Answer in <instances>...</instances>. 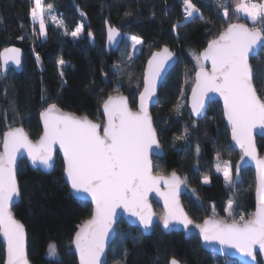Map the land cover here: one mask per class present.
I'll return each mask as SVG.
<instances>
[{
	"label": "trees",
	"instance_id": "16d2710c",
	"mask_svg": "<svg viewBox=\"0 0 264 264\" xmlns=\"http://www.w3.org/2000/svg\"><path fill=\"white\" fill-rule=\"evenodd\" d=\"M237 2L227 0L221 5L218 0H191L200 11L186 18L184 0H42L44 7L52 5L63 26L45 18V35L41 36L39 24L30 16L33 0H0V50L14 45L24 52L20 73L11 70L6 77L0 74V149L2 135L10 126L23 125L29 138L36 140L41 134L39 112L51 103L97 121L102 120L103 101L115 93L127 95L131 107H135L146 59L166 45L178 60L151 109L164 149L161 158H153L154 172H176L180 176L188 190L182 203L194 221L214 214L226 219L229 202L233 204L231 219L248 218L254 211L253 171L241 165L238 179L230 186L217 170L218 162L227 160L234 167L242 158L231 147L220 104L210 103L202 120L193 119L187 108L196 57L207 42L231 23L259 28L234 13ZM225 7L227 18L222 14ZM106 22L141 40L140 53L131 62L119 60L124 41L116 52L105 51ZM78 25H82V34L73 38L71 32ZM250 65L254 87L263 97L264 47L251 58ZM257 147L264 155L263 138H257ZM17 179L20 201L13 212L25 226L30 263L77 264L72 238L91 216L92 208L71 195L60 157L57 155L49 174L20 161ZM153 206L160 215V208ZM50 244L56 246L55 256L48 255ZM172 257L182 264H240L204 251L194 235L185 238L182 233L164 234L155 225L151 235L143 236L123 220L117 225L106 264H168ZM3 263L4 245L0 240Z\"/></svg>",
	"mask_w": 264,
	"mask_h": 264
},
{
	"label": "snow or ice",
	"instance_id": "6c2138e0",
	"mask_svg": "<svg viewBox=\"0 0 264 264\" xmlns=\"http://www.w3.org/2000/svg\"><path fill=\"white\" fill-rule=\"evenodd\" d=\"M33 2L35 6L30 10V16L33 22H39L41 36L45 35L46 11L58 26H63L62 20L57 21L51 15V4L45 10L42 0ZM184 4L186 18L200 11L191 0H184ZM235 10L244 13L254 25L259 23L260 27L229 24L196 57L198 62L201 58L210 60L212 71L209 73L201 66L196 72V82L192 89L193 112L201 113L204 97L209 92H217L223 98L224 115L232 127V139L246 156L256 160L257 207L248 218L242 216L239 220L231 221L205 219L197 227L205 241L217 240L221 245L237 248L249 257H254V246L258 245L259 250L264 252V159L255 155L252 130L257 126L264 128V98L257 95L253 86L254 73L249 65V54L257 41L264 40V2L248 0L245 3V0H241ZM224 16H228L226 7ZM173 27L175 29L176 26ZM81 31L82 25H78L71 35L77 37ZM116 35L117 30L110 27L109 40L112 41ZM131 39L134 44L141 43L138 37L133 36ZM5 54H11L16 65L21 63L19 49H5ZM172 58L173 54L167 48L162 53H153L144 76L139 111H132L121 95L109 96L103 101V114L107 122L103 126L102 135L98 132L99 124L86 116L76 117L64 113L55 103L49 104L41 112L44 133L36 143L30 141L22 127L10 126L3 133V151H0V235L6 243L4 264H29L25 228L15 219L10 207L20 195L15 167L17 156L22 150L27 152L34 163L39 158L40 164L48 168L53 160V146L58 144L64 155L65 172L72 189L91 197L95 205L92 218L84 222L72 241L80 264H102L105 241L117 208L122 207L132 216L138 217L145 229L149 227L152 213L148 208L147 193L154 189L158 191L157 185L164 178L152 174L149 149L152 145L156 148L160 145L148 113V104L156 93L157 77L165 63ZM59 63L63 64L64 61ZM224 175L231 184L230 171L226 170ZM204 182H208L207 178ZM164 184L171 189L169 193L163 194L168 212V218H164V227H170L171 218L177 219L187 229L192 221L175 200V190L179 185L176 173L173 172L170 179H164ZM225 211L229 216L232 215V202H229ZM56 252V246L50 244L48 255L55 256ZM171 264H177V261L172 260Z\"/></svg>",
	"mask_w": 264,
	"mask_h": 264
},
{
	"label": "water",
	"instance_id": "95a60500",
	"mask_svg": "<svg viewBox=\"0 0 264 264\" xmlns=\"http://www.w3.org/2000/svg\"><path fill=\"white\" fill-rule=\"evenodd\" d=\"M231 24H244V23H231ZM244 25H246L249 28H252V27L248 26L247 24H244ZM110 27L115 28L117 30V33H118V35H116L115 38L112 41L109 40V28ZM227 27H228V25L222 31L226 30ZM220 33L218 34V36L220 35ZM218 36H216L215 38H213L211 40L216 39ZM123 39H124V33L122 32V30H120L116 26H111L108 22L105 23V51L107 53H109L110 51L111 52H116L119 49ZM211 40H209V41H211ZM209 41L205 45L204 49H202L200 51V53H202L208 47ZM263 47H264V40L257 41V43L254 46L252 52L249 54V65H250L251 58L257 56ZM12 48H16V49L20 50L21 63L19 65H16L15 62L12 60L11 54H5V49H12ZM165 48H167L173 54V58L165 63L164 68L161 70V73H160L159 77H157V79H156V93L153 96L152 100L148 104V113H149V115H150V117L152 119V122H153V118H152V114H151V109L154 106H156V104L158 102L159 89H160L164 79L166 78V76L168 75L170 70L176 65L177 60H178V57H177L176 53H174L168 46L162 45L159 49L154 50L149 55V57L146 59L144 67H143V72H142V85H141V88H140V90H139V92H138V94L136 96L135 107H131V105L129 103L128 96L125 95L124 93L118 92V93H115V94L111 95V96H117V95L123 96L125 98V100L127 101V104L129 106V108L132 111H134V112L139 111L140 93L144 89V76H145V74H146V72H147V70L149 68L148 62H149L150 59H152L154 52L155 53H162V50L165 49ZM0 54H3V55H0V74H1L2 77H6L7 73L10 70H12L15 73H20L21 72L22 64H23L24 52H23V50L20 47L14 46V45H10V46L4 47V48H2L0 50ZM200 61L202 63V67L204 68V70L208 71L210 73L212 71L211 61L210 60H204L202 58L200 59ZM250 67H251V65H250ZM200 68L201 67L197 68L195 70V72H194V81H193V84H192V86L190 88V91H189V94H188V97H187V108H188L189 113H190V115H191V117L193 119L202 120L204 118V116L206 115L207 108H208V105L210 103L217 102V103L220 104L221 111H222V116H223V121H224V124H225L228 132H229V141H230L231 147H232V149H234L236 151H239L241 153L242 161H243L244 166L249 167L254 173V180H255L254 211L252 213V214H254L255 211H256V207H257V198H256V160H254L250 156H246L244 154V151L232 139V127H231L227 117L224 115V101H223V98L217 92H209L204 97V107L201 110V113L200 114H196V113L193 112L192 89L195 86V82H196V72L198 70H200ZM253 86H254V84H253ZM257 95H258V93H257ZM261 98H264V96L261 97ZM102 105H103V103H102ZM102 105L100 107V113L102 115V120L101 121L93 120L87 115H77L75 113H72V112H69V111H66V110H62L58 106H57V108L60 111L64 112V113H67V114H70V115H74L76 117H85L86 116L92 122L97 123V124L100 125V128L98 129V132L102 135L103 134V126L107 122L106 117L103 114ZM47 107H48V105L46 107H44L39 112V122H40V126H41V134L36 140H32V139L29 138L30 141H32L33 143H36L37 141H39L40 137L44 133V122H43V120L41 118V112L44 111V109H46ZM16 127H22L25 130L23 125H19V126H16ZM153 127H154V125H153ZM25 132H26V130H25ZM157 137H158V134H157ZM257 138H263L264 139V128H261V127L257 126V127H255L252 130V142H253L254 147H255V155L259 159H264V155H260V152L258 150ZM2 141H3V135H2V140H1V149H0V151H3ZM158 142H159L160 147L156 148L155 145H152V147L149 149V153H148L149 159H150L151 165H152V174L154 176L163 177L164 179H170L173 172H170L168 174H161V173H155L154 172L153 158H161L163 156V152H164V149H163V147H162V145L160 143L159 138H158ZM57 155L62 160V163H63V178H64L66 184L68 185V188H69V191H70L71 195L75 199L88 202L91 205V208H92L91 216L87 220H85V221H88V220H90L92 218V214H93L95 205L93 204V202L91 200V197L89 195H87L85 193H82V192H77L74 189H72L71 184L68 181L67 174L65 172V166L66 165H65L64 155H63V152L60 150L58 144L53 146V160L50 162L51 166L48 167V168H45L43 165L40 164L39 158L34 163L32 158L28 156L27 152L22 150L21 153L18 154V156H17V162H16V167H15L16 179H17L18 164H19L20 161H22V160L26 161L27 164L29 165V167L31 169H33V170H39L42 173L49 174V173H51L53 171V167H54ZM176 176L178 177L179 185H178V187L175 190V200L177 202L178 207L180 209H182L183 213L192 221V223L188 226V228L185 229L183 224L179 223V221L177 219H171V218H169L170 227L167 228V229L164 227V218H168V212H167L166 207H165V197H164L163 194L169 193L171 191V189H170V187L165 186L164 179H162L160 181V183L157 185L158 191L154 189V190H152V191L147 193V204H148V208L150 209V211L152 213V223L149 225V227L147 229H145L143 227V225H141L139 223L138 217L132 216L129 211H126L122 207L116 209V213H115V215L113 217V220H112V228L109 229V235H108V237L106 238V241H105V252L101 256L102 264H106L108 251H109L111 243L115 239L116 232H117V225H118L120 220H123L130 227H135V228L139 229L140 233L143 236L151 235L154 226L157 225L159 227V229L164 234H170V233H173V232L174 233H182V234H184L185 238H188L191 235L196 236L199 239L200 244H201V248L204 251H207L209 253L215 254V255H217L219 257H226V258H229V259H233V260L239 262L240 264H264V252H261L259 250V246L258 245L254 246V249H253L254 257H249L246 253L241 252L237 248H234V247H231V246H228V245H221L219 243V241H217V240L210 239L208 241H205L203 239L201 233H200V228L197 227V225H202L203 221L205 219H213L214 217H207V218L203 219L202 221L198 222V221H194L188 215V213L186 212V210H185V208L183 206V203H182V198L185 195L188 194V190H187V187H186L185 183L181 180L180 176L177 173H176ZM17 182H18V179H17ZM18 186H19V183H18ZM19 193H20V189H19ZM19 201H20V195L17 198L14 199L12 205L10 206L13 215H14L13 209L19 203ZM153 204H156L160 208V210H161V214L160 215H158L156 213ZM14 217H15V215H14ZM15 219H16V217H15ZM215 219H222V218H215ZM16 220H18V219H16ZM229 221H231V220H229ZM84 222L77 228L75 233L77 231H79L80 227L84 224ZM24 228H25V226H24ZM75 233L73 235L72 241H73V239L75 237ZM0 240H1L2 244L4 245V261H5L6 243L3 240L2 235H0ZM27 247H28V240H27V234H26V229H25L26 255H27V259H28L29 264H31L30 261H29V258H28ZM72 251H73V253H74L75 257H76L77 264H80L79 255L76 252L75 246H74L73 243H72ZM172 260L177 261V264H182L180 261H178L174 257L169 259L168 264H171Z\"/></svg>",
	"mask_w": 264,
	"mask_h": 264
},
{
	"label": "rangeland",
	"instance_id": "374dc122",
	"mask_svg": "<svg viewBox=\"0 0 264 264\" xmlns=\"http://www.w3.org/2000/svg\"><path fill=\"white\" fill-rule=\"evenodd\" d=\"M226 1L227 0H218V2L221 4V5H224L225 3H226ZM233 2L235 1V0H232ZM248 2V0H245V3H247ZM252 2H255V3H261V2H264V0H252ZM241 3V0H238V2L236 3V5L237 4H240ZM236 5L234 6V8L236 9ZM35 5H33V7H34ZM42 7H44L43 5H42ZM45 8V10H47V8L46 7H44ZM185 9H186V5H184V11H185ZM185 13H186V11H185ZM234 13L237 15V16H239V17H242V18H244V19H246L247 21H249L251 24H253L246 16H245V14L244 13H237L236 12V10H234ZM222 14L224 15V10L222 11ZM51 15L52 16H55L56 17V15H55V13H53L52 12V10H51ZM186 16V15H185ZM45 18L46 19H50V21L53 23V24H57V22H55V21H53L51 18H50V16H49V14L47 13V11H46V13H45ZM56 20H57V18H56ZM33 21V20H32ZM58 21V20H57ZM37 23L39 24V22L37 21ZM258 24V26L260 27V24L259 23H257ZM39 30H40V25H39ZM81 34H82V31H81V33L77 36V37H80L81 36ZM44 36V35H43ZM72 36V35H71ZM73 37V36H72ZM77 37H73V38H77ZM131 37H133V36H130V35H128V34H124V39H123V45L121 46V49H120V52H119V60L121 61V62H123V61H127V62H131L139 53H140V48H141V43L140 44H134V42L132 41V39H131ZM141 41V40H140ZM132 57V59L131 60H129V57ZM196 63H197V68H199V67H201L202 66V63H201V61L199 60V62L197 61V59H196ZM205 117V116H204ZM241 165H244L243 164V161H242V158L241 159H239V161L235 164V166L234 167H232V163L230 162V161H221V163L220 162H218L217 163V166H219V171L221 172V174H222V176H223V178H224V181H225V184H227V185H230V186H232L233 184H234V182L236 181V179H238V177H239V170H240V167H241ZM226 170H228V171H230V176H231V184H229L227 181H226V179H225V175H224V173H225V171ZM229 205V204H228ZM225 218L227 219V220H232L231 218V216H229L228 215V213L225 211ZM214 216V218H218V216H217V214L215 215H213ZM240 217L241 216H239V217H237L235 220H239L240 219Z\"/></svg>",
	"mask_w": 264,
	"mask_h": 264
},
{
	"label": "flooded vegetation",
	"instance_id": "af4514ba",
	"mask_svg": "<svg viewBox=\"0 0 264 264\" xmlns=\"http://www.w3.org/2000/svg\"><path fill=\"white\" fill-rule=\"evenodd\" d=\"M11 71V70H10Z\"/></svg>",
	"mask_w": 264,
	"mask_h": 264
}]
</instances>
